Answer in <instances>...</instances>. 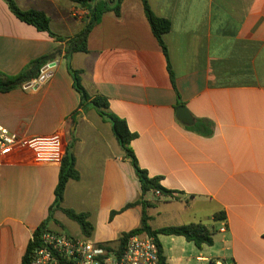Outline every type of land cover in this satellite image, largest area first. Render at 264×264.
I'll use <instances>...</instances> for the list:
<instances>
[{
    "label": "crops",
    "instance_id": "1",
    "mask_svg": "<svg viewBox=\"0 0 264 264\" xmlns=\"http://www.w3.org/2000/svg\"><path fill=\"white\" fill-rule=\"evenodd\" d=\"M14 1L22 10L46 13L61 36L74 37L85 26L86 10L71 0ZM149 5L171 23L163 36L168 58L143 1L123 0L120 16L105 14L89 35L88 53L74 54L70 65L82 71L86 91L108 98L110 112L137 135L131 148L140 167L175 192L146 195L154 203L148 209L151 228L203 224L212 234L213 245L202 248L183 236L159 235L166 264H264V0ZM66 49V43L21 22L0 0V72L16 76L58 52L38 80L0 92V124L25 137L64 135L80 180L68 182L62 206L89 214L94 232L88 240L117 247L123 233L141 227L143 208L112 220L111 213L137 201L141 183L111 124L91 104L81 108ZM180 107L189 111L192 125L178 119ZM59 171L60 163L28 152L4 164L1 264H21L33 233L49 218ZM67 221L58 211L47 227L71 235Z\"/></svg>",
    "mask_w": 264,
    "mask_h": 264
},
{
    "label": "trees",
    "instance_id": "2",
    "mask_svg": "<svg viewBox=\"0 0 264 264\" xmlns=\"http://www.w3.org/2000/svg\"><path fill=\"white\" fill-rule=\"evenodd\" d=\"M12 14L21 22L35 27L40 32H46L48 35L58 42H64L67 45L65 58L68 62V69L74 80V87L81 96V108L85 107L88 103L91 104L98 114L111 126L114 135L120 143L125 157L129 159L136 171V174L141 183L142 194L140 198L134 203L128 204L121 211H113L111 213V220L119 213L124 212L135 206H142L143 216L141 227L132 230L128 233H123L119 238V247L123 248L128 239L140 233H147L150 236L156 238L161 252V260L163 264H166V258L163 255L162 245L158 240L159 235L168 236H183L187 241L193 242L198 248H202L204 245L212 246L213 238L211 232L203 224H191L181 227H168L158 230H154L149 225L150 216L148 215V209L153 207L154 203H151L146 199V195L149 193L159 192L162 197H172L175 192L165 189L161 185L160 177H150L145 169H142L139 165L137 157L131 148V143L137 138L135 133H132L127 125V122L118 116L110 112V106L108 98L102 95H96L92 97L82 85V71L74 70L70 65L72 56L76 53H88V38L92 30L102 21V18L107 13H114L116 16H120L123 0H71L73 3H77L82 6L86 11L85 26L74 37H65L55 33L51 28V19L49 16L38 10H22L14 0H4ZM147 19L150 23L152 31L159 41L164 50L165 56L168 58V49L163 40V36L171 30L170 21L157 17L151 10L149 0H142ZM58 56V52L50 55L43 56L39 59L32 61L23 71L16 76H9L0 72V92L7 93L14 89L20 88L26 83L32 80H38L41 77L42 69L53 62ZM174 82V80H173ZM180 104V101L178 102ZM211 134V130L207 126L205 130ZM80 180V174L76 170V160L70 146L67 147L65 155L60 164L59 179L55 190V202L51 206L49 211V218L44 221L38 229L33 233V236L37 239L44 231H50L47 227L48 222L54 218V214L58 211L63 212L70 220L76 222L81 230L82 235L85 238H90L94 232V226L89 221V214L77 213L72 209H67L62 206L64 200V194L69 181ZM225 216L223 214L217 215V220L223 221ZM35 243L30 241L25 255L22 258L21 264H30L31 256Z\"/></svg>",
    "mask_w": 264,
    "mask_h": 264
},
{
    "label": "built area",
    "instance_id": "3",
    "mask_svg": "<svg viewBox=\"0 0 264 264\" xmlns=\"http://www.w3.org/2000/svg\"><path fill=\"white\" fill-rule=\"evenodd\" d=\"M82 15L85 17L87 11ZM73 16L81 17V14L75 12ZM65 146L64 135L60 132L25 137L11 133L0 124V174L4 164L20 152L61 164ZM155 194L161 196L159 192ZM221 231L225 232L226 227L223 226ZM31 241L35 247L30 264H163L156 238L147 233L131 236L123 248L53 231H44L37 239L33 236Z\"/></svg>",
    "mask_w": 264,
    "mask_h": 264
},
{
    "label": "water",
    "instance_id": "4",
    "mask_svg": "<svg viewBox=\"0 0 264 264\" xmlns=\"http://www.w3.org/2000/svg\"><path fill=\"white\" fill-rule=\"evenodd\" d=\"M54 65V63L52 64ZM51 66V65H50ZM50 66H46L43 69V72L46 73L47 70L50 68ZM49 75L45 74L42 78H41V82L44 81L46 79V77H48ZM28 87L32 86V84H28ZM177 117L179 120H181L184 124L186 125H192L194 123V120L192 118V116L190 115L189 111L185 108V107H180L177 110Z\"/></svg>",
    "mask_w": 264,
    "mask_h": 264
},
{
    "label": "rangeland",
    "instance_id": "5",
    "mask_svg": "<svg viewBox=\"0 0 264 264\" xmlns=\"http://www.w3.org/2000/svg\"><path fill=\"white\" fill-rule=\"evenodd\" d=\"M83 20H86V19H83ZM65 225H66V228H67V231L69 234H71L72 236H74L75 238H83L80 234V228L78 226V224L72 220L70 221H67L65 222ZM62 231V230H60ZM55 232V231H53ZM60 233V232H59ZM65 233V232H64ZM21 256V255H20ZM20 258V257H19ZM17 259L18 262L20 263V259ZM17 261H15V264H16Z\"/></svg>",
    "mask_w": 264,
    "mask_h": 264
}]
</instances>
